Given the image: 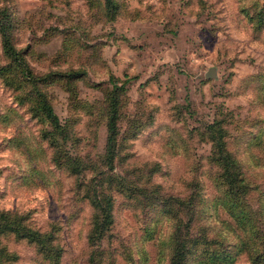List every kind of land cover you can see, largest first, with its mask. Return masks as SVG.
<instances>
[{
  "label": "rangeland",
  "instance_id": "obj_1",
  "mask_svg": "<svg viewBox=\"0 0 264 264\" xmlns=\"http://www.w3.org/2000/svg\"><path fill=\"white\" fill-rule=\"evenodd\" d=\"M116 1L111 16L105 0H0L37 80L0 76V213L53 230L60 264H171L179 220L208 239L192 241L186 264L229 253L253 264L264 255V0ZM8 64L0 31V72ZM128 78L110 168L112 79ZM37 87L65 128L55 146L30 113ZM220 135L243 179L245 223L226 196ZM95 193L112 198L113 223L93 241ZM0 264L49 261L0 229Z\"/></svg>",
  "mask_w": 264,
  "mask_h": 264
},
{
  "label": "trees",
  "instance_id": "obj_2",
  "mask_svg": "<svg viewBox=\"0 0 264 264\" xmlns=\"http://www.w3.org/2000/svg\"><path fill=\"white\" fill-rule=\"evenodd\" d=\"M105 5L108 14L111 16L115 15V13L118 11V2L116 0H105ZM8 19L9 16L7 14V10H0V31L3 38V49L5 56L9 59V64L1 69L0 76L6 83L12 86H15L17 80H20V75L32 79L34 83L37 84L35 77L31 76L30 68L24 58V54L17 50L11 41L8 28L6 27V22ZM112 81L113 90L110 93L106 154V162L110 168H113L114 165L117 146L120 96L127 90V84L131 81V79H126V81L120 85L115 80L112 79ZM18 98L24 97L18 94ZM21 101L23 102L24 99ZM30 113L35 119L45 123L48 122L52 126L53 129L51 131L43 129L42 133L45 138H50L51 144L55 146L57 142L56 136L64 135L65 128L62 125L60 118L49 99V96L46 92L42 91L38 87L36 88L34 102L30 107ZM215 140L218 147V161L224 168L223 176L229 187L226 195L229 197V205L235 211L233 215L237 218L238 222L245 223L249 218L247 214H245L244 208L239 206V201L244 195L243 188L240 185L243 179H240L238 167L233 156L225 150L223 137L220 135ZM78 166L79 165H75L72 168L76 170ZM94 199V206L97 210V213L91 235L92 240L96 241L103 238L113 223V201L110 196L106 195V193H102V195L95 193ZM185 204L188 205V203ZM190 210L191 209L189 208V211ZM0 219L4 220V223H0L1 230L10 231L18 238L28 240V242L34 244L37 248V251L49 261V264H60L63 249L60 245L53 243V230L49 232H41L40 230L27 224V219L25 216L19 215L17 213H0ZM182 223L183 221L179 220L172 233L173 250L170 259L171 264H186L189 245L192 243V241L195 243H201L200 239H202L203 242L208 241L207 236L205 235L199 238L191 237V220H188L185 224L187 232L184 234L182 232ZM185 228H183V230H185ZM245 246L246 243H242L241 249L244 250ZM233 257L234 256L230 253L219 257L222 262L218 261V264H223V262L224 264H232ZM12 259L13 254H11V260ZM250 260L253 264H262L264 263V255H252L250 256Z\"/></svg>",
  "mask_w": 264,
  "mask_h": 264
},
{
  "label": "water",
  "instance_id": "obj_3",
  "mask_svg": "<svg viewBox=\"0 0 264 264\" xmlns=\"http://www.w3.org/2000/svg\"><path fill=\"white\" fill-rule=\"evenodd\" d=\"M216 76V73H215V70L214 69H211L209 70L207 73H206V77L207 78H212V77H215Z\"/></svg>",
  "mask_w": 264,
  "mask_h": 264
}]
</instances>
